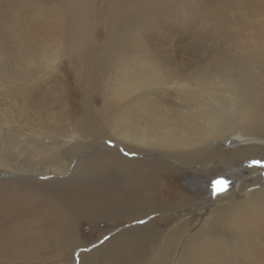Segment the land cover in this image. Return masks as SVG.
I'll return each instance as SVG.
<instances>
[{
  "label": "rangeland",
  "instance_id": "1",
  "mask_svg": "<svg viewBox=\"0 0 264 264\" xmlns=\"http://www.w3.org/2000/svg\"><path fill=\"white\" fill-rule=\"evenodd\" d=\"M236 1L0 0L1 8L5 9V14H0V135H3L0 149H4L0 152L5 156L1 161L7 165L0 167V183L4 182L1 186L6 185L3 187L7 189L4 198H14L11 193L20 194L21 191V195L26 197L39 194L33 203L35 210L43 205L58 207L61 200L67 202L65 210L68 215L75 208H84L83 213L73 217L70 223L73 233L71 239L61 241L64 242L60 243L61 247H49L51 253L48 249L39 252L31 258L34 261L30 260L31 264H81L87 257L88 262L101 260L108 249L102 250L100 247L126 229L143 228L171 217L175 223L181 222V218L192 217V225L188 223L178 235L177 247L172 253L174 258L179 255L189 229L197 227L194 215L199 209L202 210V205L207 206L221 193L214 192L208 183L210 178L223 177L229 181L223 192L231 191V196L242 194L248 185L245 193L248 198L250 189L254 187L252 181L264 186V167L250 166L253 160L264 162V153L263 158L257 159L248 155L244 158L235 155L233 150L245 143L240 137H234L233 143L229 141L231 138L217 140L216 144L210 143L211 148L223 151L226 155L204 175L198 172H202L203 168L199 163H179L182 158L179 153L175 155L170 151L163 156L161 151H155L143 154L131 150L128 147L131 143L126 141L127 138L131 140L129 131L132 137L139 136L143 131L137 130V127H149L150 124V117L137 108L139 101L147 98L161 100L164 110L179 118L200 111L207 103L212 108L220 107L218 99L228 102V94L222 85L225 70L236 80V89L243 94V98L256 100L264 97V18L248 12L245 3L234 9L231 3ZM86 16H93L99 30L92 35L91 44L86 46L88 52L95 50L92 52L94 59L98 47L109 51L104 69L98 60L92 61L95 65L92 68L89 61H74L81 53L79 50L78 53L74 52L71 45L76 44ZM115 16H124V20L114 35L106 27L107 24L111 26ZM214 17L219 18L214 21ZM226 34L230 36L227 39L224 38ZM79 71H84V79L78 74ZM149 75L153 80L144 85L145 76ZM103 84L105 87L100 90L99 85ZM40 94L46 96L48 106L41 109L43 111L39 117V109L35 110L32 99ZM202 101L206 105L201 106ZM107 106L115 110L120 122L116 119L106 120L102 113ZM224 113L228 114L227 111ZM86 119L91 122L89 125L92 129L85 131L83 122ZM247 120L252 119L242 122ZM50 123L59 126L52 127ZM60 126L62 129H59ZM168 129L173 132L170 126ZM56 150H64L66 156L55 154ZM143 155L162 158L163 166L159 165L157 173H168L169 176L174 173L172 186H175L176 192L182 190L190 194V206L184 208V204H181L176 210L168 212L153 208L145 214L141 213L142 208L138 214L143 216L137 221L125 220L123 223L120 220L114 223L111 217L115 211L112 201L125 191L117 187V180L127 178L124 172H117L123 169L121 164L125 160L142 159ZM90 157H94L93 162L87 160ZM82 160L89 163L86 164V175L81 174L78 168ZM98 160L105 165L98 167ZM19 165H25L26 170L19 169ZM59 166V169L65 170L62 174ZM36 168H45V171L37 174L32 170ZM47 168L58 171L60 175L56 176ZM182 171L186 173L182 174ZM30 185L33 186L30 188ZM40 185L51 194L37 191L36 186ZM103 187L107 189L104 196L100 190ZM85 190L91 191L88 200L80 195ZM21 203L8 215L21 211L24 208H18ZM97 206L107 208H102L106 211L103 216L91 214ZM7 211L5 209L4 213ZM26 217L30 219L33 216L27 213ZM39 222L42 223V220ZM34 224L33 227L37 222ZM161 224L169 226L168 221ZM163 225L157 224L165 228ZM222 235L225 233L216 228L213 243L207 246V251L218 246ZM259 241V249L264 252V237L260 236ZM62 247L67 253H63V250L58 252ZM15 258L3 255L2 264H16L19 260ZM176 261L177 258L174 264H178Z\"/></svg>",
  "mask_w": 264,
  "mask_h": 264
},
{
  "label": "bare ground",
  "instance_id": "2",
  "mask_svg": "<svg viewBox=\"0 0 264 264\" xmlns=\"http://www.w3.org/2000/svg\"><path fill=\"white\" fill-rule=\"evenodd\" d=\"M243 3H245V6L248 8V12H251L255 16L264 18V0H255L253 2H247V0H238L231 4L235 9V7L237 8L238 6H242ZM4 10L5 9H3V7L1 8L0 6V14H5ZM220 13L222 12L220 11ZM218 18L219 17H214L213 19L216 21ZM123 20L124 16H115L111 20V26L107 24L106 28L110 29L115 35L116 28L122 25L121 23ZM84 21L85 22L81 27L80 35L76 40V44L71 45V49H73L74 52L78 53L79 50L81 53V55L75 58L74 61H89L92 68V66H95L92 61L98 60L103 67L107 65L109 51L98 47V52H96V55L93 59V53L95 50L89 53L86 46L91 44L92 35H94V33L99 30L97 29V24L94 21L93 16H86ZM229 37L230 36L226 34L224 38L227 39ZM88 54L89 57H86ZM260 57L261 56L258 53V58ZM55 58L56 57H54V59ZM58 59L59 58L56 60ZM83 72L84 71L78 72V74L80 73V76L82 75V79H84L85 76L83 75ZM88 75L89 73L86 74V78ZM230 76L232 75H229L228 70H225L223 74L222 85L225 93L228 94V102L224 99H218L220 104H216L220 105V107L216 106L217 108H212L213 106H209L208 103L206 105V102L204 103L202 101L200 105H206V107H203V109L196 113H188L181 118H179V116L174 117V115H171L170 112L164 110L161 100L147 98L146 100L139 101L137 108L139 111H141V113H145L150 117V124L148 125L149 127H137V130L143 131L139 136L133 135L134 137H132V132L129 131L131 140L127 138L126 141L131 143V145H128V147L131 150L135 149L143 154H149L155 151H161L163 156H165L170 151H173L175 155L179 153L182 156V158L179 160V163H199L203 166V168L202 172H198L203 175L209 173L212 170L211 168L216 165V162L224 158L223 156L226 155V153L223 151L214 150L211 148V145L216 144V141L220 139L231 138L229 141L230 143H233L232 141H234V137H240V139H242L245 143L241 144L240 146L237 145L238 148L233 150L235 155L241 156L243 158L247 155L249 157L263 158L264 97L258 98L256 100H247L243 98V94L236 89V80ZM89 78L91 79V76ZM152 80L153 79L150 75L145 76L144 85L150 84ZM104 87L105 84L99 85L100 90H102ZM216 96L218 97L219 95ZM32 103L35 107V110H37V108L39 109V117L43 111L41 109L48 106L47 98L42 94L38 95L37 97L34 96ZM162 108L163 111L161 110ZM224 111H227L228 114H225ZM102 115L105 116L106 120L116 119L117 122H120V118L115 110L108 106ZM142 116L144 115L142 114ZM123 119L125 121L124 114ZM244 119L252 120L242 122ZM83 123H85V131L92 129L89 125L91 124L89 119H86ZM41 125L42 124H40V126ZM49 125H51V123ZM56 125L52 124L51 126L55 127ZM168 126L173 128V132L168 129ZM125 127L129 128L126 125ZM59 129H62V127L60 126ZM95 130H97V128H95ZM0 138L3 139V135H0ZM3 150L0 149V151ZM27 151L30 152L31 150ZM41 151L44 152L43 148H41ZM0 153V167H5L7 165L1 161V158H5V156L2 152ZM26 154L27 156L29 155V153ZM55 154L62 156L65 155L64 150H56ZM100 156L101 155H99V157ZM143 156L144 158L142 159H124L125 161L121 164V168L123 169L117 172V174L124 172L127 178H120L117 180L119 182L117 187H122L125 191L121 192L119 194L120 196L117 195L114 202L112 201L115 211L111 217L114 218L112 219L114 223L115 221L120 222V220L123 221V223L125 220L127 222L137 221L143 216V214L151 211L153 208H161L165 212H168L171 210H176L177 207L181 206V204H184V208H187L188 205L190 206V203H188L189 199H192L190 194L182 190H178L176 192L175 186H172V183L175 179L174 173H172L170 176L167 175V171H164L167 174H161L160 172L157 173L159 165L161 164L163 166L162 158L146 155ZM214 156H216V158H214ZM232 156L234 157L233 154ZM93 158L94 157H90L87 160H92L93 162ZM99 160L96 161L98 167L104 164V162H99ZM212 160H215L213 161L215 163H213ZM81 162L82 163L80 164L78 163V168L81 174L86 175L88 173V167L86 164L89 163L84 160ZM24 166L19 165V169L26 170ZM59 168H61V166H59L58 169ZM32 170H35L34 172L38 174L40 172H44L45 168H36ZM46 170L49 171L50 169L47 168ZM60 170L61 169H59V172L61 174L65 171H63V169L61 171ZM49 172L55 173L56 176L60 175L58 174V171L54 172L50 170ZM185 173L186 171H182V174ZM104 177H106V175ZM167 179H169V181ZM95 181L96 177L94 182ZM31 182L33 183V181H30L29 183ZM90 182H88L89 185ZM252 182L254 183V187L250 189V196L248 198L245 196V193L248 191V189H246L248 185H246V187L244 186L245 190L242 194H238V191L236 192L238 194L237 196H231L233 195L231 191L221 192L210 202V204L207 206L202 205V210L199 209V212L194 215V218L198 223L197 227L194 230L191 228L189 229L190 231L186 235L183 245H180L181 248L179 255H175L174 258L172 253L174 250H176V241L178 240V235H180V231L192 221V217L181 218V222L178 223H175L174 218L171 217L167 220H159L156 223H152L149 226H145L143 228L135 227L126 229V231L119 233L113 237V239L109 240L104 246L100 247L102 250L105 248L108 249L102 258L97 256L98 258H101V260L94 259V262H88L86 261L88 260L87 257V259L85 258L82 260L81 264H147L148 262H151V264H174L175 258H177L178 261L176 262H178V264H259L261 261H263L262 264H264V252H261L259 249L260 236L264 237V186H259L257 181ZM3 183L4 182L0 183V264H2L3 255L16 257L15 259L19 260V262L16 264H31V258H34L37 254H39V252H43L49 247L51 248V246L61 247L62 245L60 243H64L61 241H67L71 239L70 236L73 233L71 232L72 228L70 223L77 215L83 213V206L72 210L70 215H68L67 210H65V204L67 203H65L66 200H61V206L59 204L58 207L43 205L42 208L35 210L33 203L37 201L39 194L36 196L34 193L33 196L26 197L24 195L22 196L20 191V194L11 193L14 198H10L8 196L7 198L9 199L7 200V198H4V194L7 191V189L4 188L6 185H3L4 187L1 186ZM34 183L38 182L34 181ZM41 183H43V181ZM46 183L47 182H44V184ZM18 184L21 185V183ZM44 184L42 185L44 186ZM255 184H257V186ZM42 185L39 187L36 186V190L40 193L42 192L44 194H49L50 191L42 188ZM53 185L51 184L50 186L52 187ZM103 185L106 186L105 183ZM31 186L33 185H30V188ZM48 186L49 185H47V187ZM244 187H242L240 191L243 190ZM100 190L101 193H103L101 195L104 196L106 193L104 191L107 190L106 187H103V189ZM29 193L25 194L29 195ZM52 195L54 196L53 198H55V195ZM80 195L84 199L88 200L91 196V191L85 190ZM62 197H64V195ZM235 197L236 199H233ZM154 200L157 203H155ZM20 202L22 203L18 205V208H24L21 211H12L14 214L9 216L8 213L17 207V204ZM76 202L78 201L76 200ZM56 204L58 205V202ZM109 206L110 205H108V207ZM173 206H175V209H169ZM102 208L107 209L105 206H101L94 209L91 214H100L103 216L106 211L105 209L103 211ZM142 208L143 211H141V213L143 214H138ZM5 209H8V211L4 213ZM27 213H30V215L33 217L28 219L26 217ZM116 216L119 218L117 219ZM44 219H46V221H44ZM105 219L110 220L111 218L106 217ZM40 220H42V223L39 222ZM164 221H168L169 226L161 224V222ZM35 222H37V225L33 227ZM157 224H160L161 226L163 225L165 228L157 226ZM42 225L44 227H42ZM216 228H220L221 231L225 233V235H222L221 238H219L220 243H217L218 246L216 248H208L207 251V246L213 243V232H215ZM169 233H171V235L165 236ZM253 237L256 239L253 240ZM49 250L50 249H48V251ZM62 250L63 247L59 248L58 252H62ZM63 253L67 252L63 250ZM70 253L72 254V252Z\"/></svg>",
  "mask_w": 264,
  "mask_h": 264
},
{
  "label": "snow or ice",
  "instance_id": "3",
  "mask_svg": "<svg viewBox=\"0 0 264 264\" xmlns=\"http://www.w3.org/2000/svg\"><path fill=\"white\" fill-rule=\"evenodd\" d=\"M250 166H260L264 167V162L261 160L251 161ZM209 185L213 188L214 192L220 193L227 189L229 181L225 180L223 177L210 178L208 180Z\"/></svg>",
  "mask_w": 264,
  "mask_h": 264
}]
</instances>
